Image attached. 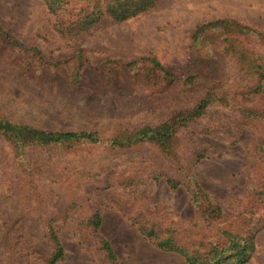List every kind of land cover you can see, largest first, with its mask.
<instances>
[{"label":"trees","instance_id":"trees-1","mask_svg":"<svg viewBox=\"0 0 264 264\" xmlns=\"http://www.w3.org/2000/svg\"><path fill=\"white\" fill-rule=\"evenodd\" d=\"M157 0H44L53 17V29L66 37L89 31L101 18L124 21L154 5ZM259 43L256 30L231 19L203 23L191 38L194 63L200 70L181 73L147 54L128 62L107 59L93 65L77 48L69 57H46L40 49L20 41L0 22V156L8 147V156L20 162L29 175L47 174L45 183L29 182L33 195L25 212L1 232L4 255L11 264H58L65 259L63 244L54 223L63 220L75 207V201L60 197L55 183L48 179L49 162L55 152L105 144L112 152L143 145L155 147L160 159L152 178L164 177L171 189L184 187L198 216L207 224L221 218L217 201L202 188L192 172L205 156L208 146L195 139L209 134V111L218 107L229 111L226 125L264 124V54L244 43L249 37ZM231 62L230 71L222 67ZM20 86V93L15 88ZM177 87L179 98L168 101L161 113L151 111L133 123L115 106L109 96L128 98L145 94L148 102ZM70 93L81 101L79 114L93 118L97 110L108 107L110 117L102 125L60 130L48 125L49 113L69 105L59 96ZM45 96H51L48 99ZM54 96V97H53ZM65 102V103H63ZM113 105V106H112ZM258 148L264 144V127ZM183 141L186 146L183 144ZM7 163L0 162V169ZM31 177V176H30ZM28 181L21 182L26 184ZM126 181L124 185H128ZM100 184V183H99ZM88 188L92 189V186ZM18 193L15 186L5 188ZM96 192H102L100 185ZM108 193H105V195ZM125 212V211H123ZM34 215L39 227L26 221ZM132 223L158 248L176 252L188 264H245L253 250L255 235L249 229L222 232L220 243L203 248L193 237L160 222L144 210L136 212ZM102 216L97 206L79 214L73 230L79 242L93 251L104 264H118L111 243L100 232Z\"/></svg>","mask_w":264,"mask_h":264},{"label":"rangeland","instance_id":"rangeland-1","mask_svg":"<svg viewBox=\"0 0 264 264\" xmlns=\"http://www.w3.org/2000/svg\"><path fill=\"white\" fill-rule=\"evenodd\" d=\"M220 19L235 20L256 30L259 43L251 39L250 33L244 43L249 42L248 47L264 54V0H157L148 10L124 21L103 17L89 31L74 37L53 29V17L44 0H0L4 28L46 57H69L81 48L88 61L97 65L107 59L128 62L151 54L181 73L202 68L193 61L192 35L201 24ZM228 63L222 67L227 72L232 66ZM15 89L23 93L20 86ZM56 96L69 104L65 112L58 104V109L49 113L47 123L56 129L99 126L110 117L108 107L92 112L93 118L80 115L81 101H74L70 93ZM109 98L120 113L136 123L151 111L161 113L168 101L179 98V93L177 87H172L150 103L141 93ZM228 113L223 108H212L206 118L212 125L210 133L195 136L208 150L192 172L220 207L221 218L210 224L198 216L183 186L171 189L164 177L152 178L160 159L153 146L112 152L99 143L55 152L49 162L48 179L66 203L73 199L76 204L66 218L54 223L65 251V259L58 264H104L82 246L73 230L76 217L92 206L101 210L100 232L111 243L118 264H188L178 253L160 249L140 234L131 220L139 210L148 212L162 226L174 224L182 237L199 239L203 248L220 243L224 230L249 229L255 235V247L245 264H264V144L259 149L257 143L264 124L230 127L225 121ZM9 152L6 147L0 156V162L7 163L5 169H0V264H11L4 255L6 244L1 232L25 212V204L34 193L28 185L32 176L35 182H47V174L42 173L46 168L42 166L35 175L24 173L19 160L6 156ZM126 181L130 183L124 185ZM97 185L102 192L95 191ZM12 186L21 189L18 193L6 192L5 188ZM26 221L31 227H39L34 215Z\"/></svg>","mask_w":264,"mask_h":264}]
</instances>
